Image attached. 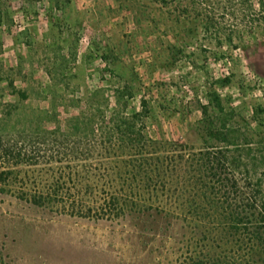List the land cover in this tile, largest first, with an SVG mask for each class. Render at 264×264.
Instances as JSON below:
<instances>
[{"label": "rangeland", "instance_id": "obj_1", "mask_svg": "<svg viewBox=\"0 0 264 264\" xmlns=\"http://www.w3.org/2000/svg\"><path fill=\"white\" fill-rule=\"evenodd\" d=\"M258 1L244 20L239 14L229 23L236 31L232 44L220 45L204 40L195 20L189 31L177 25L176 12L158 0H0V131L19 138L17 131L31 122L29 109L48 111L46 127L64 130L86 93L101 87L111 95L126 84L135 95L129 110L147 102L152 138L198 148L207 137L206 106L217 126L231 130L227 147L216 143L240 160L238 189L264 205V18ZM203 6L214 12L213 5ZM10 83L28 98L20 100ZM9 105L20 114L8 116ZM181 227L147 216L110 221L60 214L0 192V250L7 264H172Z\"/></svg>", "mask_w": 264, "mask_h": 264}, {"label": "trees", "instance_id": "obj_2", "mask_svg": "<svg viewBox=\"0 0 264 264\" xmlns=\"http://www.w3.org/2000/svg\"><path fill=\"white\" fill-rule=\"evenodd\" d=\"M186 1L158 3L170 14L176 12L175 22L183 23L184 30L195 20L204 40L214 38L220 45L232 44L236 36L230 22L253 13L252 0ZM201 4L213 5L214 12L210 6L198 8ZM258 13L264 18V0L258 1ZM192 14L195 19L188 21ZM10 86L20 100L28 98L25 90ZM112 93L101 87L86 93L78 104L84 107L64 130L60 125L48 129L49 112L40 109L25 112L32 119L17 131L19 138L6 137L1 130L0 192L81 218L147 216L181 225L183 241L180 251L172 253V264H264V205L238 189L234 172L240 160L218 145L227 147L231 130L223 123L217 126L205 106L207 137L201 147L154 139L145 125L147 102L131 111L132 87L116 85ZM210 99L222 109L217 95ZM15 111L20 114L17 106L9 105L8 116ZM0 264H7L1 250Z\"/></svg>", "mask_w": 264, "mask_h": 264}]
</instances>
